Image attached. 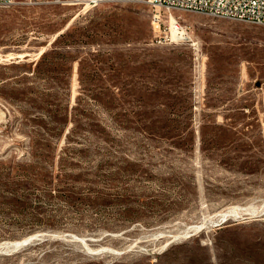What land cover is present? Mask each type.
I'll return each mask as SVG.
<instances>
[{"label": "rangeland", "instance_id": "rangeland-1", "mask_svg": "<svg viewBox=\"0 0 264 264\" xmlns=\"http://www.w3.org/2000/svg\"><path fill=\"white\" fill-rule=\"evenodd\" d=\"M73 1L0 7V264H264V25Z\"/></svg>", "mask_w": 264, "mask_h": 264}, {"label": "built area", "instance_id": "built-area-1", "mask_svg": "<svg viewBox=\"0 0 264 264\" xmlns=\"http://www.w3.org/2000/svg\"><path fill=\"white\" fill-rule=\"evenodd\" d=\"M28 1L40 3L47 0ZM78 1V4L92 8L99 5L103 0ZM17 2L18 0H0V7H9ZM146 2L154 11L152 23L157 28H161V9L168 12L169 15L175 11H193L209 14L213 17L243 20L264 25V0H146Z\"/></svg>", "mask_w": 264, "mask_h": 264}, {"label": "bare ground", "instance_id": "bare-ground-1", "mask_svg": "<svg viewBox=\"0 0 264 264\" xmlns=\"http://www.w3.org/2000/svg\"><path fill=\"white\" fill-rule=\"evenodd\" d=\"M72 3L78 4L79 1L78 0H74ZM169 17H170V23H171V33L172 34L173 33L177 34V36L179 38L192 40L191 36L189 34L185 35L186 32L179 26V24H177L178 20H177V18L174 15L173 12L171 13V15H169ZM172 34H171V36H172ZM191 43L196 45V46H199V42L198 41L194 40ZM263 213H264V202L262 204L258 205V206H253V205L249 206V204H248V206H242V205L241 206H235L234 205L233 207L230 206V208H227L226 210H222V212H220V213L218 212L219 216H217V220H216V222L214 221L213 224L221 225V224H223V223H225V222H227L229 220L241 219L244 214H248L250 217H253V216L256 217V216L262 215ZM198 227H199V225L198 226L191 225L189 227H186L183 230L181 236H179V237H187V236H189L192 233V231L194 229L198 228ZM161 233H163V232H161ZM176 237H178V236L176 235ZM29 240L30 239L25 238L23 240H12V241L1 242L0 243V252L10 253L11 250H15V249L19 248L20 246L24 245L25 243H28ZM83 240H84V238H83ZM30 241L32 242L33 240H30ZM169 242L170 241L168 239L164 243L163 247L164 248L167 247ZM88 249L91 252H98V251L100 252L101 249L102 250L111 251V249H109L107 247L106 248H101V249L100 248H91L90 247Z\"/></svg>", "mask_w": 264, "mask_h": 264}, {"label": "trees", "instance_id": "trees-1", "mask_svg": "<svg viewBox=\"0 0 264 264\" xmlns=\"http://www.w3.org/2000/svg\"><path fill=\"white\" fill-rule=\"evenodd\" d=\"M37 183L39 184H42V181L39 180L38 178L36 177H33V176H26V182H25V188L26 189H29V188H32V187H36L37 186ZM28 185V186H27ZM31 186V187H29ZM11 191V194H15L16 192L14 190H10ZM35 228H29L27 230H25V232H30V231H33Z\"/></svg>", "mask_w": 264, "mask_h": 264}, {"label": "water", "instance_id": "water-1", "mask_svg": "<svg viewBox=\"0 0 264 264\" xmlns=\"http://www.w3.org/2000/svg\"><path fill=\"white\" fill-rule=\"evenodd\" d=\"M248 218H251V217L249 215L244 217V219H248ZM42 236H43V234L41 232H36V233L27 234V235L23 236L22 238L16 239V240H23L25 238H28L30 240H35V239H40ZM30 240L28 241V243L31 242ZM9 241H12V240H9ZM28 243H25L24 245H26ZM24 245H22V246H24ZM22 246H20L19 248H21ZM19 248H17V249H19ZM17 249H15V250H17ZM15 250H11L10 252H13Z\"/></svg>", "mask_w": 264, "mask_h": 264}]
</instances>
